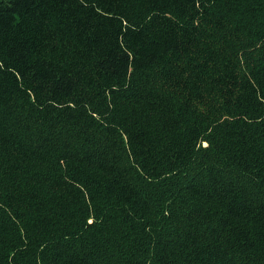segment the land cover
I'll return each instance as SVG.
<instances>
[{
  "label": "trees",
  "instance_id": "1",
  "mask_svg": "<svg viewBox=\"0 0 264 264\" xmlns=\"http://www.w3.org/2000/svg\"><path fill=\"white\" fill-rule=\"evenodd\" d=\"M0 264H264V0H0Z\"/></svg>",
  "mask_w": 264,
  "mask_h": 264
}]
</instances>
